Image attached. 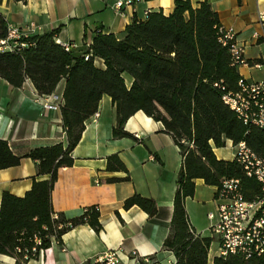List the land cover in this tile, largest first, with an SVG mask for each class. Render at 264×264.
<instances>
[{
    "label": "trees",
    "instance_id": "16d2710c",
    "mask_svg": "<svg viewBox=\"0 0 264 264\" xmlns=\"http://www.w3.org/2000/svg\"><path fill=\"white\" fill-rule=\"evenodd\" d=\"M220 25L217 12L207 1L194 6L189 0H175L170 14L149 12L144 21H133L122 34L97 32L83 57H75L57 43L58 32L30 36L22 41L26 46L14 49L0 45V78L15 88L30 80L39 94L51 95L65 82L61 113L68 142L67 147L59 143L31 151L26 157L37 169L31 189L23 197L2 194L0 254L14 258L15 264H27L78 226L89 225L96 232L102 229L95 207L73 219L63 214L55 219L52 191L59 169L74 164L72 153L85 122L108 95L117 114L114 138L135 139L125 131V124L138 112L160 122L172 136L182 166L170 234L163 248L175 255V264H209L213 240L196 233L185 208L186 199L195 195V181L202 179L206 185L219 188L223 179H240L248 201L262 193L261 185L247 177L236 160L218 159L213 146L220 149L227 141L234 146L244 141L264 158V131L244 124L223 100L238 90L243 77L229 46L221 42ZM8 30L9 23L0 13V42L7 38ZM96 59L105 67L98 68ZM126 75L132 78L129 87ZM22 159L0 139V171L19 166ZM106 169L126 174L108 182L130 181L129 171L117 154L108 157ZM134 206L151 218L158 212L154 200L138 194L124 203L125 209ZM214 264H264V256L250 260L218 257Z\"/></svg>",
    "mask_w": 264,
    "mask_h": 264
},
{
    "label": "crops",
    "instance_id": "0c3cea01",
    "mask_svg": "<svg viewBox=\"0 0 264 264\" xmlns=\"http://www.w3.org/2000/svg\"><path fill=\"white\" fill-rule=\"evenodd\" d=\"M120 0H4L0 13L9 26L26 30L31 24L37 28L29 36L58 32L57 43L75 46L73 55H87L97 32L122 34L133 21H144L146 14L162 10L165 15L174 9L175 0H138L132 6L116 10ZM194 6L207 1L217 12L221 26L235 31L238 43L244 47L249 66H240L239 74L250 82L264 79V70L254 67L264 64V43L254 38L261 32L258 14L264 11V0H189ZM98 68L104 62L95 60ZM128 87L132 78L125 76ZM65 82L59 84L56 94L62 97ZM41 95L30 80L15 88L0 78V139L6 141L18 157L17 167L0 171V208L4 192L23 197L33 185L37 169L26 156L33 150L62 143L67 147L61 109H45L39 102ZM47 96V95H45ZM97 112L85 122V130L72 153V167L60 168L52 191L55 214L67 219L81 216L88 208H98L102 229L96 232L89 225L78 226L65 235L37 259L27 264H82L91 262L103 253L119 249L120 264H175V255L163 248L170 234L174 211L177 179L182 166L179 148L171 135L143 112L132 116L125 131L133 138L116 139L113 131L117 124L116 108L112 99L104 95ZM234 145L217 149L220 160H234ZM218 150L223 151L221 154ZM117 154L130 174V181L108 182L123 179L124 172H108L107 159ZM195 195L187 198L185 208L196 233L212 238L209 264L219 257V240L210 231L212 221L209 208L218 206L216 187L197 179ZM138 194L152 199L158 206L155 217H150L138 206L125 209L127 199ZM0 264H15V259L0 254Z\"/></svg>",
    "mask_w": 264,
    "mask_h": 264
},
{
    "label": "built area",
    "instance_id": "2783aa9c",
    "mask_svg": "<svg viewBox=\"0 0 264 264\" xmlns=\"http://www.w3.org/2000/svg\"><path fill=\"white\" fill-rule=\"evenodd\" d=\"M138 0H120L115 9L132 6ZM147 16V14H146ZM258 24L261 32L254 38L264 43V11L258 14ZM37 28L31 24L26 30L9 26L8 36L0 42L5 49H14L18 45L26 46L22 41L35 33ZM219 33L224 46H229L233 63L249 66L244 56V47L238 41L234 30L220 25ZM68 51L73 52L75 46L71 43H61ZM88 59V57H86ZM254 67L264 70V64ZM238 90L223 97L226 105L233 110L246 125H252L264 131V79L250 82L244 78L239 80ZM39 104L45 109H61L62 97L56 93L39 96ZM94 120L100 118V113L93 115ZM234 160L243 168L244 174L255 179L262 187V193L252 201L245 199L240 179H223L215 196L218 206L216 212L209 214L212 221L211 233L219 240V257L227 259L239 256L245 260L264 256V158L256 154L244 141L234 147ZM57 219V215L54 216ZM39 244L40 242L37 241ZM36 252L34 248L32 250ZM120 250H109L91 262L82 264H120Z\"/></svg>",
    "mask_w": 264,
    "mask_h": 264
},
{
    "label": "rangeland",
    "instance_id": "374dc122",
    "mask_svg": "<svg viewBox=\"0 0 264 264\" xmlns=\"http://www.w3.org/2000/svg\"><path fill=\"white\" fill-rule=\"evenodd\" d=\"M222 152H223V151L218 150V153H219V154H221ZM207 212H208V213H210V212H215V208H212V209L209 208Z\"/></svg>",
    "mask_w": 264,
    "mask_h": 264
}]
</instances>
